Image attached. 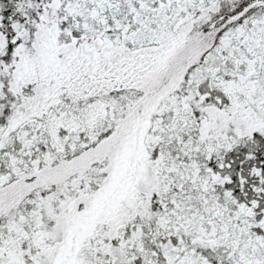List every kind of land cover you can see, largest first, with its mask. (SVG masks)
<instances>
[{
	"label": "snow or ice",
	"instance_id": "obj_1",
	"mask_svg": "<svg viewBox=\"0 0 264 264\" xmlns=\"http://www.w3.org/2000/svg\"><path fill=\"white\" fill-rule=\"evenodd\" d=\"M0 264H264V0H0Z\"/></svg>",
	"mask_w": 264,
	"mask_h": 264
}]
</instances>
